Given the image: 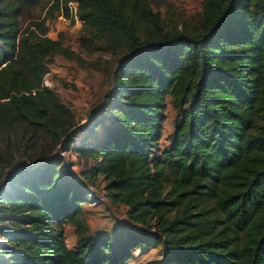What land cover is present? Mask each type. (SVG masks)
<instances>
[{
	"label": "trees",
	"instance_id": "obj_1",
	"mask_svg": "<svg viewBox=\"0 0 264 264\" xmlns=\"http://www.w3.org/2000/svg\"><path fill=\"white\" fill-rule=\"evenodd\" d=\"M39 1L0 0V128L45 132L100 174L107 198L142 228L91 232L82 217L91 191L62 171L59 152L11 162L0 264H126L156 245L153 264H264V0H200L193 23L148 0H53L66 17L73 5L81 46L121 52L79 124L44 83L53 55L73 50L42 22L20 23ZM167 96L177 119L160 148ZM0 162H10L1 150Z\"/></svg>",
	"mask_w": 264,
	"mask_h": 264
},
{
	"label": "rangeland",
	"instance_id": "obj_2",
	"mask_svg": "<svg viewBox=\"0 0 264 264\" xmlns=\"http://www.w3.org/2000/svg\"><path fill=\"white\" fill-rule=\"evenodd\" d=\"M148 2L164 18L180 15L185 22L191 23L198 17L201 9L200 0H148ZM70 7L71 12L69 17H66L53 0H40L35 5L24 7L19 19L22 28L32 26L33 22H42L51 37L61 36L69 49L73 50V57H66L60 53L53 55L48 72L44 76V83L69 106L72 122L79 124L89 118L91 110L109 89L112 68L121 52L110 51L101 43L91 50L81 46L80 21L74 14L72 4ZM165 101L164 119L158 141L160 148L169 143L177 119L168 96ZM70 130L74 131L72 127ZM74 133L76 139L79 132ZM0 150L10 159L7 164L0 162V185L6 182V172L11 162L44 160L59 152L63 156V162L60 164L62 171L67 173L68 177L82 181L92 192L93 198H96L94 202L93 198H89L82 203V217L91 232L103 230L111 232L115 227L127 225L142 228L127 218L124 204L107 198L104 190L105 181L100 174L89 175L87 172L89 164L83 163L70 150H60L59 144L53 143L42 130L32 128L26 123L2 127ZM64 234L66 244L70 247L75 239L71 224H64ZM160 253V245L148 249L135 248L132 250V258L126 264H153L159 260Z\"/></svg>",
	"mask_w": 264,
	"mask_h": 264
},
{
	"label": "built area",
	"instance_id": "obj_3",
	"mask_svg": "<svg viewBox=\"0 0 264 264\" xmlns=\"http://www.w3.org/2000/svg\"><path fill=\"white\" fill-rule=\"evenodd\" d=\"M92 195H93V194H92V192H91V193H89V198H93V196H92ZM96 197H98V196H96ZM95 199H96V198H93V199H92V201L94 202V201H95Z\"/></svg>",
	"mask_w": 264,
	"mask_h": 264
}]
</instances>
